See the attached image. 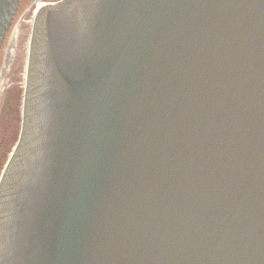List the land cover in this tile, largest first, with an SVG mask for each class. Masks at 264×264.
Returning <instances> with one entry per match:
<instances>
[{
	"label": "water",
	"instance_id": "95a60500",
	"mask_svg": "<svg viewBox=\"0 0 264 264\" xmlns=\"http://www.w3.org/2000/svg\"><path fill=\"white\" fill-rule=\"evenodd\" d=\"M48 22L0 264H264V0H78Z\"/></svg>",
	"mask_w": 264,
	"mask_h": 264
},
{
	"label": "rangeland",
	"instance_id": "374dc122",
	"mask_svg": "<svg viewBox=\"0 0 264 264\" xmlns=\"http://www.w3.org/2000/svg\"><path fill=\"white\" fill-rule=\"evenodd\" d=\"M26 30L27 25L22 22L17 30L13 31V34L11 32L9 33L1 59L0 163L12 144L17 129Z\"/></svg>",
	"mask_w": 264,
	"mask_h": 264
},
{
	"label": "bare ground",
	"instance_id": "6f19581e",
	"mask_svg": "<svg viewBox=\"0 0 264 264\" xmlns=\"http://www.w3.org/2000/svg\"><path fill=\"white\" fill-rule=\"evenodd\" d=\"M43 2V1H42ZM37 4H40V2H37Z\"/></svg>",
	"mask_w": 264,
	"mask_h": 264
}]
</instances>
